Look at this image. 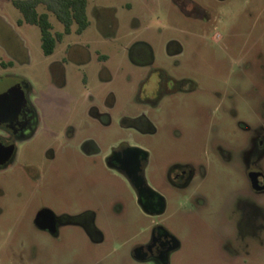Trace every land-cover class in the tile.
Instances as JSON below:
<instances>
[{
	"label": "rangeland",
	"instance_id": "1",
	"mask_svg": "<svg viewBox=\"0 0 264 264\" xmlns=\"http://www.w3.org/2000/svg\"><path fill=\"white\" fill-rule=\"evenodd\" d=\"M11 1L0 0V80L9 78L22 84L36 114V126L31 137L16 143L12 164L0 173V264H88L93 259L97 264H142L131 258V251L159 223L181 244V252L172 256L171 264H216L208 231L221 230L224 211L235 210L239 195L250 193L245 169L227 168L223 177L224 170L211 163L212 181L202 192L206 205L181 201L185 207H180L170 195L165 213L149 217L140 210L127 184L100 160L116 140L130 133L129 145L150 151V184L169 194L163 177L170 161L186 156L195 160L198 155L206 161L211 156L237 158L239 149L248 150L250 140L261 137L263 154L255 166L264 176V0H229L224 4L198 0L222 12L204 20L186 16L187 0H86L88 26L81 34L75 33L73 25L71 33L64 35L63 26L49 15L51 33L62 35L50 56L41 50L37 26L18 25L22 16ZM37 11L44 12L43 6ZM214 33L220 35L217 43L211 40ZM171 40L183 49L178 67L164 52ZM135 44L153 49L154 66L169 74L190 76L197 84L198 104L208 100L206 92L211 95L207 115L215 126L212 137L205 126L202 132L196 129L193 133L195 123L202 121L192 114L190 101H178L171 105L177 109L158 117L150 115L154 125H159L154 140L147 141L132 131L127 121L133 120L137 107V82L131 76L134 67L128 52ZM73 45L86 48L88 62L78 67L73 66L75 61L65 65L64 83L59 87L48 67L62 63ZM97 54L109 60L100 64ZM101 67L110 76H99ZM109 93L116 105L105 110ZM231 103L234 119L227 116ZM162 105L168 106L167 102ZM93 107L107 113L109 119H95ZM107 122L105 133H100V125ZM67 126L94 139L98 150L91 159L81 161L87 157L74 152L71 141L55 139L54 134ZM125 127L130 132L121 134ZM173 128L188 140H171ZM259 201L264 227V194L259 195ZM41 204L59 219L77 220L91 214L100 241L89 243L77 227H69L63 232L65 238L56 243L35 227ZM208 221L210 228L205 226ZM247 252L246 264H264L263 228Z\"/></svg>",
	"mask_w": 264,
	"mask_h": 264
},
{
	"label": "flooded vegetation",
	"instance_id": "2",
	"mask_svg": "<svg viewBox=\"0 0 264 264\" xmlns=\"http://www.w3.org/2000/svg\"><path fill=\"white\" fill-rule=\"evenodd\" d=\"M228 1L215 0V3L224 4ZM185 3L189 5V8L183 11L189 18L204 20L211 17H219L222 14L221 11L210 8L208 3L202 1L187 0ZM62 33L68 35L71 31L67 34L64 31ZM58 34L60 33H56L53 36L56 38ZM109 35H113V33ZM61 38L57 40L56 44L60 42ZM211 40L217 43L220 40V35L214 33L211 36ZM165 47L166 50L164 52L167 53V58H172L174 67H178L181 61L178 57L183 49L173 40L169 41ZM191 51L195 52V49L192 48ZM87 53L85 47L78 45L69 46L62 63L55 62L48 67L50 77L57 86L60 87L64 83L65 65L75 61L73 66H82L88 62ZM128 56L132 60L135 72H132L131 76L137 82L134 95L137 107L133 112V120L127 122H130V126H132L130 128L136 135L147 139V141L154 140L157 136L159 125H154L155 120L153 117L150 118V115L158 117L164 111L177 109V107L171 106L172 104L178 101L183 103L190 101V104L194 105L192 114L202 121V123H195V126L192 127L193 133H195L196 129L200 130L201 127L205 126L208 129L207 133L212 137L215 126L212 120H208L207 114L211 107L208 102L212 100L208 92L204 96L208 100L205 103L198 104L195 96L197 94L195 81L190 76L169 74L166 70L154 66L153 49L145 44L132 46ZM96 60L98 63L103 64L109 58L104 54H97ZM121 69L119 68V72ZM102 74L109 75L105 67H101L99 70V76ZM163 102H167L168 106H163ZM16 104L17 107L13 108V105ZM115 105V98L113 94L109 93L104 105L105 110H112ZM227 107L229 108L227 116L232 119L236 118L234 103ZM91 113L95 119L100 117L109 119L107 113L101 114L97 108L93 107ZM238 125L241 126V123L238 122ZM35 126L36 114L31 104L27 101L22 84L9 78L0 80V173L5 172L12 164L16 152V143L24 142L31 137ZM100 126V133H105L108 122ZM62 131L54 134L55 139L63 143L71 141L74 152L78 153L79 156L87 157L79 158L81 161L83 159H91L90 157L97 153L98 149L95 146L94 139L90 135H85L83 130H76L67 126L66 130ZM170 131H172L171 140H188L182 139V134L178 128L170 129ZM121 132L123 134L130 131H127L125 127V129H121ZM130 137V133H127L125 137L116 140L106 155L99 160L100 162L102 161L101 163L109 172L113 173L114 177L122 179L127 184L138 207L149 217H161L165 213L167 203L171 202L170 195H173L176 204L180 207L183 206V202H185L184 205H192L193 201L198 206L206 205L207 202L205 203L202 192L204 187L212 181L209 171L211 163L224 170L223 177H225L227 168L242 167L243 170L245 169L244 173L248 176L250 193L240 194L241 196L238 194L239 198L235 210L231 212L229 210L224 211L223 218L220 220L221 230L211 229V225L210 227L207 226L209 221L206 222L205 226L210 228L208 239L214 243L216 264H246L244 256L249 253L247 252L249 244L255 242L259 238L261 229H264L262 210L259 203V195L264 194V176L255 166L263 154L261 137L252 138L248 150L239 149L237 158H216V156L213 158L211 156L206 161L199 155L195 160L188 156H186L187 158L175 157L176 159L170 161L163 177L166 191L169 194L158 191L150 184L147 177L149 158H151L150 151L145 147L129 145L127 141L130 140ZM190 140L198 141L197 138ZM199 141L205 142L207 140L199 139ZM47 150L52 152L51 147H48ZM51 159L54 158H49L48 160L51 161ZM181 201L183 202L181 203ZM40 208L34 220L35 227L39 231L48 234L56 243H60L65 238L63 232L69 227H77L89 243L95 244L100 241L98 231L94 227L93 219L90 216L91 214H87L89 216L77 220L59 219L49 212L47 206L41 204ZM177 252H181V244L178 238L159 223L150 228L148 237L145 240L135 244L131 251V258L135 262L142 264H171L172 256ZM97 261V259H93L88 264H97ZM180 262H182L181 258Z\"/></svg>",
	"mask_w": 264,
	"mask_h": 264
},
{
	"label": "trees",
	"instance_id": "3",
	"mask_svg": "<svg viewBox=\"0 0 264 264\" xmlns=\"http://www.w3.org/2000/svg\"><path fill=\"white\" fill-rule=\"evenodd\" d=\"M12 5L20 12L22 19L18 20V25L26 23L35 25L40 31V46L43 54H52L55 44L61 35L56 38L51 33L49 15L63 26L65 34L75 26V32L81 33L88 26L86 16V0H12ZM38 6H43L44 12L37 11Z\"/></svg>",
	"mask_w": 264,
	"mask_h": 264
},
{
	"label": "water",
	"instance_id": "4",
	"mask_svg": "<svg viewBox=\"0 0 264 264\" xmlns=\"http://www.w3.org/2000/svg\"><path fill=\"white\" fill-rule=\"evenodd\" d=\"M14 107L13 108H16L17 107V104L16 105H13Z\"/></svg>",
	"mask_w": 264,
	"mask_h": 264
}]
</instances>
